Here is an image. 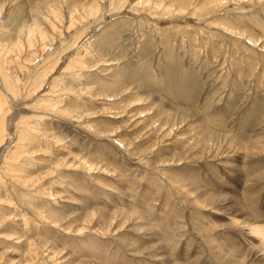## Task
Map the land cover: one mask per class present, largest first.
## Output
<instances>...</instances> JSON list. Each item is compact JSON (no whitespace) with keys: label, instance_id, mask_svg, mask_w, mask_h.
I'll use <instances>...</instances> for the list:
<instances>
[{"label":"rangeland","instance_id":"374dc122","mask_svg":"<svg viewBox=\"0 0 264 264\" xmlns=\"http://www.w3.org/2000/svg\"><path fill=\"white\" fill-rule=\"evenodd\" d=\"M0 105V264H264V0H0Z\"/></svg>","mask_w":264,"mask_h":264},{"label":"bare ground","instance_id":"6f19581e","mask_svg":"<svg viewBox=\"0 0 264 264\" xmlns=\"http://www.w3.org/2000/svg\"><path fill=\"white\" fill-rule=\"evenodd\" d=\"M35 28H38V27H34L33 29H32V31L31 32H34V33H36V31H38L37 29H35ZM31 35H33V34H31ZM42 34H40L39 36H41ZM3 70V69H2ZM3 77H6V76H3ZM8 80V79H7ZM5 82H6V78H5V80H4ZM9 81V80H8ZM11 82V81H10ZM15 85V84H14ZM13 86V85H12ZM8 88V87H7ZM12 90V89H11ZM14 90V89H13ZM6 105V104H5ZM6 109H5V107L4 106H2V105H0V111L2 112V111H5ZM0 112V113H1ZM8 112V111H7ZM192 114V113H191ZM192 117V116H191ZM5 118V117H4ZM2 130V129H1ZM6 131V130H5ZM4 134V133H3ZM2 136H4V135H2ZM4 137H6V136H4ZM4 137H2L3 139H4ZM1 138V139H2ZM19 138V137H18ZM88 163V162H87ZM12 169V168H11ZM249 233L251 234V236L254 238V239H256L257 241H258V243H259V246L261 247V250H263L264 251V223H254V224H251V225H249ZM248 234V233H247Z\"/></svg>","mask_w":264,"mask_h":264}]
</instances>
